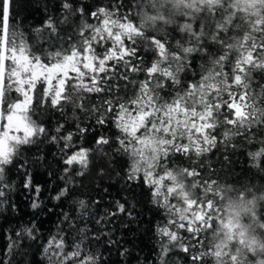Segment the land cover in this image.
Here are the masks:
<instances>
[{"label": "snow or ice", "instance_id": "obj_1", "mask_svg": "<svg viewBox=\"0 0 264 264\" xmlns=\"http://www.w3.org/2000/svg\"><path fill=\"white\" fill-rule=\"evenodd\" d=\"M17 2L0 0V212L6 206L16 211L10 173L20 176L24 195L31 194V208H41L43 185L34 183L33 170L43 157L35 156L29 167L25 151L45 141L57 145L65 166L59 176L64 186L52 199L67 198L75 209L72 215L63 211L47 236L35 219L8 233L0 264H106L101 238L122 247L108 222L123 214L136 223L135 204L126 208L116 200L114 210L97 214L98 199L89 203L71 190L92 152L126 157L120 161L125 184L152 189L150 202L165 218L156 226L155 264H240L238 252L222 260L224 242H212L226 183L211 178L216 169L201 157L218 144L233 153L250 145L255 150L247 155L264 173V0H95L94 10L82 0H58L55 10L44 5L46 19L29 30ZM53 109L75 118V131L58 123L49 135L33 119ZM78 113L90 124L82 126ZM109 125L116 130L111 137L104 134ZM90 132L97 133L96 148L77 147ZM232 164L224 155L220 167ZM240 185L241 199L252 194L250 186L264 191ZM223 227L230 239L232 220ZM119 255L126 264L132 253L123 247Z\"/></svg>", "mask_w": 264, "mask_h": 264}, {"label": "trees", "instance_id": "obj_2", "mask_svg": "<svg viewBox=\"0 0 264 264\" xmlns=\"http://www.w3.org/2000/svg\"><path fill=\"white\" fill-rule=\"evenodd\" d=\"M91 10L95 8V0H82ZM107 3V0H103ZM52 3L55 10L59 7L58 0H18L17 10L20 13L21 24L25 26L37 27L43 24L47 17L44 11V5ZM146 61L150 58V53L144 54ZM146 66V65H145ZM143 74H141V78ZM40 91V86L37 92ZM16 94L13 93V96ZM69 115L71 112L69 110ZM80 116L82 126L90 124L86 121L83 115ZM39 119L48 130L49 135L55 134L53 129L58 123H64V131H75V118L67 119L54 109L45 113L42 117H33ZM67 120V122H65ZM111 128V125L108 126ZM100 131H104L101 129ZM115 129L104 134L112 136ZM63 134V133H62ZM96 132L86 134L83 141L77 144V147H85L95 149ZM77 138L74 137V142ZM111 144V141H110ZM108 150L109 146H102ZM76 149H69V152ZM253 146H247L239 151L233 153L232 151L222 152L218 144L217 149L209 153L206 157L201 159H209L216 172L211 178L218 179L223 183L221 185L223 199L220 200L221 204V225L215 229V235L211 237L214 244H219L222 241L223 248L221 249V259L227 261L228 256L238 252L240 257V264H264V219L261 218L264 214V191L257 192L255 188L249 187L248 192L251 195L245 194L241 199L239 192L243 191L240 183H247L255 185L260 188L264 186V173L260 172L257 167L247 155V151H254ZM61 153L55 144L43 142L37 150L36 146L25 151V156L30 159L29 167H32L31 160L35 156H42V166L38 170H33L34 183L43 185L41 190V200L43 204L40 209L33 210L31 208V194L25 196V190L21 187L20 176L10 173L8 180L14 182L17 186L16 191L13 193V201L16 204V211L13 212L6 206V210L0 212V243L6 242L5 237L8 233L15 231L21 225L30 224L33 219L37 227L41 228V234L47 236L51 231L55 230L56 221L63 211H68L70 215L74 214L75 205H72L67 198H62L61 201H53L54 196L60 187L64 186V181L59 179L63 175V168L65 167L61 160ZM228 155L229 159L233 161L229 169L220 167V162L223 156ZM89 166L83 176H75L74 183L71 190L74 197L77 199H84L91 203L93 200H99L100 203L94 207L97 214H103V209L108 208L114 210V202L120 200L125 203L126 208L130 204H135L133 213L136 216V223L127 221L123 214L119 218L113 217L115 224L111 221L108 222V227H114L115 232L112 233L113 238H119L122 247L115 245L109 246L105 243L107 238L102 237L99 242V252L106 258V264H124V260L119 255L123 247L129 248L132 255L126 256V264H138L139 261L147 264L148 258L153 260L155 264V253L153 249L157 246L156 226L164 221V216L160 209L151 204V188L143 186L142 182L133 183L132 187L125 184L123 177L125 175L124 166L120 163L121 160H126V157H104L97 152H92L89 155ZM264 166V165H262ZM103 168V174L100 169ZM79 170V165H73V172ZM203 171V170H202ZM51 172V177L48 173ZM226 172L230 174L226 175ZM245 172L248 173L245 176ZM119 173V175H117ZM72 175V173H69ZM48 181L50 183H45ZM170 183L165 181V184ZM104 189H107L105 192ZM199 190L197 189V192ZM175 200V198H173ZM51 208L52 212H48ZM229 220H232L233 227L231 231V238L229 239L225 232L227 231L223 225ZM122 222H128L129 227L123 228ZM215 226V221H213ZM108 227L100 229L107 231ZM93 231H97V226H92ZM211 231V230H209ZM181 235H189L181 230ZM204 235V234H202ZM207 240L205 243L207 244ZM93 247H96V242H93ZM185 254H180L184 257ZM37 261L40 260L39 256L36 257ZM42 264V262H41Z\"/></svg>", "mask_w": 264, "mask_h": 264}]
</instances>
